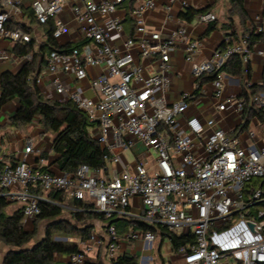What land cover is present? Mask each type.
Returning a JSON list of instances; mask_svg holds the SVG:
<instances>
[{
  "label": "built area",
  "instance_id": "1",
  "mask_svg": "<svg viewBox=\"0 0 264 264\" xmlns=\"http://www.w3.org/2000/svg\"><path fill=\"white\" fill-rule=\"evenodd\" d=\"M21 0H0V63L18 68L32 60L31 54H16V45L31 42V35L21 26L10 23L21 16ZM125 0H34L31 3L36 22L45 25L53 20L51 37L59 40L67 32L60 18L69 6L76 24L79 47L69 52L52 50L36 78L40 93L60 103H73L93 124V138L107 152L105 167L91 170L79 166L73 173L50 174L35 170L27 157L8 164L0 155V188L2 196L22 207L24 222L34 221L40 214V203L49 202L45 195L60 192L67 197L89 202L93 210L113 217H130L157 230L166 228L176 235L191 234L193 244L180 246L176 255L180 264H264V148L253 144L241 146L236 138L215 128V120L179 118L186 115L194 93L184 92L174 102L167 100L171 87V55L184 45L185 61L191 65L194 89L201 87L203 77L213 76L214 111L223 113L232 106L242 113L241 102L225 96L224 64L235 55L247 65L254 55L264 58V24L252 29L258 37L230 40L216 48L208 59L195 62L198 41L186 36L185 22L168 37L147 32L144 15L156 8L153 0L138 2L131 11L133 37L125 36L117 10ZM188 7L187 0H169L165 7L167 20L173 3ZM206 15V14H205ZM197 20L211 22L213 15ZM121 39L120 44L112 37ZM260 44V46H259ZM154 61L156 73H147L137 59ZM90 68L101 72L90 77L92 97L71 88L68 77L81 81ZM247 87L253 85L246 81ZM251 102L264 113V89ZM136 142L143 145V155L156 154V170L149 172L143 162L132 172L117 169L119 151L130 150ZM140 205L131 211V199ZM109 240L106 257L114 259L121 243L142 241L152 247L156 233L130 228L119 236L114 226L105 229ZM67 242H72L67 239ZM80 251L68 255L70 264L89 261L92 246H102L92 233L88 242H80Z\"/></svg>",
  "mask_w": 264,
  "mask_h": 264
},
{
  "label": "crops",
  "instance_id": "2",
  "mask_svg": "<svg viewBox=\"0 0 264 264\" xmlns=\"http://www.w3.org/2000/svg\"><path fill=\"white\" fill-rule=\"evenodd\" d=\"M33 1L34 0L20 1L22 14L18 19L12 21L11 24L12 27L21 26L28 31L31 35V39L34 40V49L35 51H38L39 45L45 41L43 27L42 25H39L36 20L31 22V20L25 15V12L32 10L31 3ZM89 1L96 3L101 0ZM140 1L142 0H136L131 5L128 1H125L117 10L116 14L122 21L125 36L127 37H133L134 35L131 11ZM153 1L155 2L156 8L147 11L144 15L147 32H159L162 37H168L171 32L178 29L180 23L185 22L186 36L189 40L198 41L199 43V47L194 56L196 63L208 59L211 53L222 44H225L230 40H241L247 34L246 32H250L256 26L264 24V0H244V10L247 14L245 27L240 25V21L237 17H233V25L231 27L228 26L227 0H218L216 2L213 0H187V8H183L180 3L175 2L169 11L170 18L168 21H166L168 13L165 10V7L169 4V0ZM188 8L195 11L207 10L206 15L214 16L213 21L216 25L215 29L209 34H205L207 25L212 24L213 21L203 23L197 19L193 20L191 23L184 21L182 14H184ZM60 18L67 24L68 29L59 40H55L56 43L59 47L78 43L75 19L70 10V4L60 14ZM112 38L115 44H120L121 39L114 36ZM183 47L184 45L179 46L171 55V87L167 93V100L169 102L177 101L180 95L184 92L194 93L196 96L195 100L189 103L186 115L178 120L181 128H184L185 118L187 117L195 116L198 117L200 121L212 118L215 120V128H220L225 131L229 137L238 139L242 147L248 144H253L256 148H264V120L259 121L256 117H253L249 121L248 126L243 129L241 128V125L243 124L242 113H238L234 107L228 106L223 113H217L214 111L215 100L212 97L214 84L211 80L202 81L201 87L198 90L194 89L195 80L191 76V65L185 61ZM9 48L10 46L8 43L0 42V49ZM137 62L146 69L147 73L157 72V66L154 61L138 58ZM19 70L20 68L12 63H0V76L5 72L15 74ZM97 72L98 74L101 72L100 68H90L88 70L89 76L85 79L76 81L74 78L68 77L66 82L71 88L82 91L86 96L92 97L94 92L89 88V80L90 77L97 76L98 74L94 75ZM243 76L245 81L264 89V58L254 55L249 63L244 65ZM205 78L207 77H203L202 80ZM224 83L225 96L231 97L240 102L239 79L224 75ZM18 106L19 102L17 99L0 106V155L3 158V161L8 164H16L20 162L24 158V148L30 143L32 146V152L28 155L27 160L33 165L35 170L41 171V168H45L42 172L50 174L61 173L55 165L56 155L52 152V134L45 133L36 122H32L31 124L20 128L13 127L10 124V119L17 111ZM144 151L145 149L143 145L139 142H136L130 150L119 151V163L117 169L132 172L137 163L143 162L149 172H154L156 170L155 164L153 160L151 161L149 159V155L148 157L143 155ZM3 193L4 191L0 188V196H2ZM130 201L133 207L131 211H135L140 203L136 198H132ZM16 208L14 207L13 210ZM25 225L26 224H24V229L26 230ZM96 229L97 233L95 235L98 239H101L103 246V240L106 239V235L101 229ZM94 232L95 228L92 233ZM69 239L72 240V242L69 243H76L79 250L81 249L79 244L81 241L78 238ZM147 248L151 247L145 245L142 241L121 243L119 254L127 252L137 255L140 258L139 264H158L155 259L142 256V250ZM8 252L9 248L0 243V264H4V259ZM99 256L101 258L105 256L104 248L93 245L89 261H95ZM167 259L169 264L181 263V260L176 255V251L174 252L171 250L168 253ZM53 261L54 263L59 264H70L67 254H55ZM159 264H164V261L161 260Z\"/></svg>",
  "mask_w": 264,
  "mask_h": 264
},
{
  "label": "trees",
  "instance_id": "3",
  "mask_svg": "<svg viewBox=\"0 0 264 264\" xmlns=\"http://www.w3.org/2000/svg\"><path fill=\"white\" fill-rule=\"evenodd\" d=\"M125 1H128L131 5L136 0ZM213 1L216 2L218 0ZM227 5L228 26L231 27L233 25L232 18L237 17L240 25L245 27L247 14L244 10V0H227ZM205 14H207V10L195 11L188 8L182 14V18L187 23H191ZM25 15L31 22L35 21L32 10L25 12ZM10 27H12L11 23ZM42 27L45 41L39 45L38 51L34 49L33 39L28 44L16 45L13 48V52L16 54H31L32 60L21 67L17 73L5 72L0 76V106L17 99L19 106L11 117L10 124L13 127L20 128L36 122L45 133L53 135L52 152L56 155L55 165L61 173H73L81 165H85L91 170L103 169L107 152L93 138V124L87 120L86 116L73 103H60L44 97L35 83L36 78L44 67L45 56L50 51L69 52L72 48L79 47L78 43L59 47L51 37L53 30L52 19L42 25ZM215 27L216 25L213 21L212 24L207 25L205 34H209ZM246 33L245 36L251 42L258 38L251 31ZM223 46L224 44L220 47ZM221 71L224 75L239 79V99L243 108V124L241 128H246L253 117L263 121L264 113L251 102L252 97L262 91V87L257 85L247 87V82L243 76L244 65L240 56H232L224 64ZM213 79L212 75L207 76V78L201 80L200 84H202V81ZM42 170L44 171L45 168H41ZM45 196L49 202L40 203L41 212L34 220L35 228L33 231L24 229L22 207H18L11 214H8L7 209L15 202L0 196V243L9 248L4 264H54L55 254L69 255L78 253L80 250L76 243L56 241L52 232L55 231L61 237L68 239L78 238L85 243L91 238L95 222H99L104 229L114 226L119 236H122L130 228L137 231L151 230L160 236L161 242L164 238H167L170 249L174 252L180 246L193 244L194 241V237L191 234H172L166 228L160 226L155 230V228L147 227L132 218L113 217L106 219L104 215L95 212L89 202L71 199L60 192H50ZM65 214L69 216V220L63 218ZM41 221H48L44 237L31 246L30 244L37 232L36 225ZM108 240L101 246L105 251L104 257H106ZM139 261V256L125 252L118 254L114 259L108 260V264H139ZM84 264L106 263L99 256L95 261H87Z\"/></svg>",
  "mask_w": 264,
  "mask_h": 264
},
{
  "label": "rangeland",
  "instance_id": "4",
  "mask_svg": "<svg viewBox=\"0 0 264 264\" xmlns=\"http://www.w3.org/2000/svg\"><path fill=\"white\" fill-rule=\"evenodd\" d=\"M98 72L94 75H97ZM156 158V154L154 152H151L150 155H149V159L152 161L153 159ZM14 207H20L19 204H13L11 205L8 209H7V212L10 214V212L14 209ZM12 208V210H11ZM64 219H67L69 220V216L67 214H65L63 216ZM127 218H130V217H127ZM34 222L35 221H30V222H24L25 225V228L26 230L28 231H33L34 228H35V225H34ZM48 224V221H41V222H38L37 225H36V235H35V238L33 239V241L31 242V246L40 241L43 237H44V231H45V228ZM95 234L97 233L96 232V228L98 229H101L103 231V233L106 235V239H102L104 243H106V241L108 240V237H107V234H106V231L105 229L102 227V225L99 223V222H95ZM52 235H53V238L54 240L56 241H63V242H67V239L68 238H64V237H61L60 234H58L57 232L53 231L52 232ZM160 246V248H159ZM170 246H169V240L167 238H164L163 241L161 242V238L160 236L157 234L156 235V239L152 245L151 248H147V249H143L142 250V256H146V257H150L151 259H155L158 264L160 263L161 260L164 261V264H169L168 262V259H167V256H168V253L170 252ZM102 259H104V262L106 264H108V258L107 257H103ZM54 264H59V263H54Z\"/></svg>",
  "mask_w": 264,
  "mask_h": 264
}]
</instances>
